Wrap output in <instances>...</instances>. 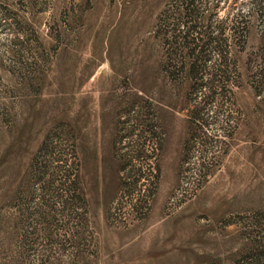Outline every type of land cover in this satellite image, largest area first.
Returning a JSON list of instances; mask_svg holds the SVG:
<instances>
[{
    "label": "rangeland",
    "instance_id": "374dc122",
    "mask_svg": "<svg viewBox=\"0 0 264 264\" xmlns=\"http://www.w3.org/2000/svg\"><path fill=\"white\" fill-rule=\"evenodd\" d=\"M0 264H264V0H0Z\"/></svg>",
    "mask_w": 264,
    "mask_h": 264
},
{
    "label": "trees",
    "instance_id": "16d2710c",
    "mask_svg": "<svg viewBox=\"0 0 264 264\" xmlns=\"http://www.w3.org/2000/svg\"><path fill=\"white\" fill-rule=\"evenodd\" d=\"M187 11V10H186ZM192 30H195V28L194 29H192ZM190 33V32H189ZM193 33V32H192ZM188 36H190L188 33L186 34V38L188 37ZM203 38H201V40H202ZM207 39V38H206ZM217 39V38H216ZM200 40V39H199ZM195 41H197V40H195V38H193V37H190L189 38V41L188 42H191V43H193L194 44V46L191 48V54L192 53H194V51L196 50V48L197 47H200L197 43H195ZM208 43V41H204V44L206 45ZM193 58V57H192ZM195 62V60L194 59H192V63H191V66L193 65V63ZM190 66V67H191ZM190 69V68H189ZM193 72V71H192ZM46 142V141H45ZM45 142H43V147L44 148H46L47 149V146L48 145H46L47 143H45ZM151 142H153V140H151ZM153 150H157V148L156 149H153ZM123 170H124V166H122L121 167ZM148 168L150 169V172H151V174L153 173V171H154V169H155V171H157V168L156 167H153L152 166V164H151V166H148ZM148 169V170H149ZM138 170H140V168H138ZM121 180V188L123 189V187H125V186H127V183H126V181L125 180H122V179H120ZM142 180V182H145L146 181V184H148L149 183V181H147V180H145V179H143L141 176H139V179H136L135 180V182L133 183V185L135 186V187H138V185H140V186H142V185H144V184H142V182H140ZM155 180H157L156 179V177H155ZM155 183L157 182V181H154ZM129 186V185H128ZM140 186H139V188H138V194L136 195V204L133 206L134 207V209H133V213H136L138 210H140V212H141V208H138L139 207V204H141V202H143L144 204H145V196H143V194H144V191L145 190H143V188H140ZM125 190V189H124ZM123 191V190H122ZM132 207V208H133ZM143 214H145V213H143Z\"/></svg>",
    "mask_w": 264,
    "mask_h": 264
}]
</instances>
